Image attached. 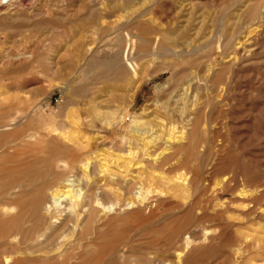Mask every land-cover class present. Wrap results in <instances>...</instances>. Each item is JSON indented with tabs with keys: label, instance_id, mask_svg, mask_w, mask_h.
Instances as JSON below:
<instances>
[{
	"label": "rangeland",
	"instance_id": "rangeland-1",
	"mask_svg": "<svg viewBox=\"0 0 264 264\" xmlns=\"http://www.w3.org/2000/svg\"><path fill=\"white\" fill-rule=\"evenodd\" d=\"M261 4L0 0V106L23 100L32 172L73 176L84 202L44 205L43 234L0 241V264H264V198L249 203L264 189ZM18 211L0 208V233Z\"/></svg>",
	"mask_w": 264,
	"mask_h": 264
},
{
	"label": "bare ground",
	"instance_id": "bare-ground-1",
	"mask_svg": "<svg viewBox=\"0 0 264 264\" xmlns=\"http://www.w3.org/2000/svg\"><path fill=\"white\" fill-rule=\"evenodd\" d=\"M257 1H258V4H261V3L263 4L264 2V0H257ZM259 8L260 7H258V9ZM254 15L255 14H253V16ZM240 55H242V53ZM16 68H19V67L17 66ZM19 79L20 78H18L17 80ZM22 101L15 102L13 105L11 104L7 107L3 106L5 107L3 109L0 106L1 108L0 109V165L1 164L8 165L9 163L13 164L10 167L11 168L10 170L7 169L8 175L6 177V180L0 179V208L4 209V207L12 205L16 209H19L16 215H14L13 217L7 218L6 221H4V224H2L3 228H2V232L0 233V241H2L3 244H5L6 241H8L10 238H15V237H20L21 240H28L29 236H33V240L37 241V239L39 238V234L41 232L43 234V231H41V227H45L46 221H47V219L42 217V214H41V209L44 205H45L44 211L46 212L45 214H49L53 206L54 208L56 206H59V207L61 206L60 208H63L68 213H75L76 210H78L79 208L81 209L84 205L83 204L84 202H82V200H79L80 194L78 193V190L76 189V184H75L76 181L74 180L73 176L62 177L60 175H57V174L55 175V174H51V172L50 173L47 172V174L44 177H42V176H39L42 173L32 172V168L41 161L37 157H32L29 162L26 157L25 152L27 149H31V150L36 149L37 138L35 135L33 136L27 133V130H28L29 125L31 124V121L25 118V115H26L24 113L25 110L21 108V106H24L25 103ZM30 127L32 126L30 125ZM30 130H34V128H30ZM184 139L187 140L188 138L186 137ZM165 142H167L168 144L167 148L166 147L165 148L167 151H169L168 153H170L169 155H167L165 164H167L168 167L170 166V168H173L175 167L176 164H179L181 161V152L183 150V146L176 151V150H173L174 147H171L170 145L171 144L170 142H174L172 141V137H168ZM187 146L191 147V144L189 143L187 144ZM174 160H177L176 163L173 162ZM79 169L83 172L84 175H86V173L88 172L87 171L88 162L81 163ZM37 170L38 169H34L33 171H37ZM0 174L2 173L0 172ZM1 176L2 175H0V177ZM33 177H35L34 178L35 180L32 179ZM182 182H184V180H182ZM176 188L181 189L182 190L181 193L183 192L186 194L191 191V183H187V184L181 183L180 185H178V183H173L171 180L167 179V191L171 192L173 196L180 195V193L176 190ZM257 194L259 196V199L258 197L255 196L249 202L250 205L253 206L252 210H254V208L256 210V207L258 205L257 200H260L261 197L264 198V189L259 191ZM46 199L48 200V206L46 205L47 203ZM141 199L144 200V198H141ZM128 205L130 208L133 207L132 203H128L127 206ZM103 209H105V211H110L112 210V206L108 208L103 207ZM253 213H254L253 211H250V212L244 213V216L247 217V215H252ZM256 217H258V219H263L264 215L263 216L259 215ZM51 219H54V218H51ZM67 221H69V219ZM89 221L90 220H87L85 222L84 227L82 226L83 228H82L81 236L86 234L88 230ZM238 235L240 236V238L238 239L240 240L239 242H242L244 245L249 242V239H248L249 237L242 236L239 233H236V235L234 236L235 240H237L236 238L239 237ZM185 240H187L186 242L187 245L191 243L192 241H196V239L192 238L190 235H186ZM3 258L5 261L9 259L8 257L7 258L3 257ZM183 258H184L183 252L181 251L176 252L174 256L173 264L182 263Z\"/></svg>",
	"mask_w": 264,
	"mask_h": 264
}]
</instances>
